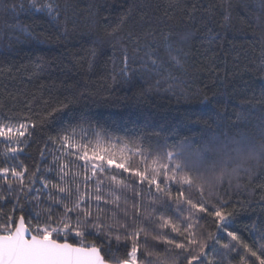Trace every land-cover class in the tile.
I'll return each instance as SVG.
<instances>
[{"label":"snow or ice","instance_id":"snow-or-ice-1","mask_svg":"<svg viewBox=\"0 0 264 264\" xmlns=\"http://www.w3.org/2000/svg\"><path fill=\"white\" fill-rule=\"evenodd\" d=\"M0 4L5 13L38 15L53 29L36 34L8 25L15 30L0 50V264H264V215L255 213L257 204L264 213V0H254L258 23H249L254 55L247 63H236L230 75L211 59L200 65L211 83L197 91L196 103L212 106L216 119L189 112V122L203 130L171 143L158 133L94 121L77 107L86 89L63 60L52 76L45 70L53 62L39 53L19 65L4 55L17 43L65 40L77 26L70 0ZM235 7L234 0H165L162 15L192 21L200 13L207 26L217 13L230 22ZM141 11L132 0L117 21L105 16L103 34L91 39L90 33L84 54H71L72 68L97 74L106 44L113 50L104 76L110 88L141 77L153 81L149 91L192 102L187 81L173 74L187 71L192 33L164 32L150 22L125 33ZM97 15L88 5L93 26L101 23ZM229 86L239 110L224 125L215 105ZM242 212L256 216L243 229L236 224Z\"/></svg>","mask_w":264,"mask_h":264},{"label":"trees","instance_id":"trees-1","mask_svg":"<svg viewBox=\"0 0 264 264\" xmlns=\"http://www.w3.org/2000/svg\"><path fill=\"white\" fill-rule=\"evenodd\" d=\"M130 2L132 0H70L78 14L76 17L77 26L75 30H71L70 27L65 40L60 42L46 40L42 44H37L35 41L17 43L11 53L4 51V55L9 58L10 62L19 65L28 61L29 54L39 53L53 62L51 67L45 70L47 75L52 76L59 74L57 63L63 60V63L72 69L68 73L69 76L78 79L86 89L88 98L77 107H83L93 117L94 121L106 126L118 128L121 131L124 128H129L158 133L161 141L167 138L169 143L179 137L199 135L203 130V125L189 122V119L186 118L189 112L193 110L202 111L206 113L205 119L208 116L216 119L215 110L212 106L206 107L196 103L200 98L195 95L197 91L202 90L205 84L211 83L209 73L200 71V65L206 59H211L216 67L230 75L236 63L243 65L247 63L245 57L251 58L254 55L253 30L249 27V23L253 27H256L258 23V9L254 8V0H234L237 7L232 13L230 22H225L217 13L212 21L207 23V26H205V21L201 19L200 13H197L196 18L192 21L181 20L179 14L171 20L163 17L162 11L165 7V0H135V3L141 5L142 11L137 12L133 19L128 22L124 29L125 33L133 27L139 30L140 26L146 22H150L154 27H158L164 32L171 30L178 33L185 31L192 33L187 45L191 49V58L185 65L187 71L184 73L173 71L174 75H180L182 79L187 81L191 88L193 100L190 103H185L183 99L178 102L176 96L162 90L153 88L149 91V84L153 81L141 77H137L130 84L114 85L110 88L108 86L110 81H106L104 76L111 68L109 58L113 55V50L106 44L100 49L98 55L97 74L85 76L83 69L72 68L74 61L71 54L80 52L83 55V49L89 46V34L91 33V39L103 34V29L106 26L103 18L107 16L111 21H117L121 12L126 10L127 3ZM208 2L209 0H204L205 5ZM218 2L219 0H212V3ZM90 4L98 10L97 19L101 23L97 26H93L87 19L88 5ZM157 5L160 6V11H155ZM245 5L248 7L245 8ZM144 14H146L145 20H141V16ZM8 25L29 27L34 29L36 34L43 33L46 29L53 30L47 22H39L38 15L30 16L25 12H20L18 15L5 13L3 4H0V50L6 48L8 36L15 30L14 27L9 28ZM209 29L212 31L209 32ZM21 39H23L22 36ZM158 46L160 54L167 59L164 46L162 44ZM193 60L195 66H193ZM106 62H108L107 68H105ZM250 76L251 74L248 72L243 73L244 80H248ZM259 82L257 77V84ZM236 83L239 87L240 82L237 81ZM231 91V86H229L226 92L217 97L219 103L215 105V109L220 112L221 122L224 125H227L230 119H235L234 113L239 110L237 107L239 100L231 96ZM248 94L251 95V91ZM256 95H259L258 87ZM261 111L257 107L252 112L250 119L253 126L258 122L257 118ZM3 112L8 114V109L5 108ZM191 119L195 120L196 117ZM251 130H254V127ZM255 213L264 215L261 213L258 204ZM250 215V212L240 213L236 219L237 226L243 229L245 225H251L256 216L253 215L250 219Z\"/></svg>","mask_w":264,"mask_h":264}]
</instances>
